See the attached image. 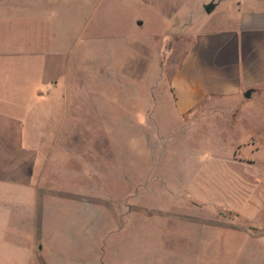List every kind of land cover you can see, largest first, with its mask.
<instances>
[{
  "label": "rangeland",
  "instance_id": "obj_1",
  "mask_svg": "<svg viewBox=\"0 0 264 264\" xmlns=\"http://www.w3.org/2000/svg\"><path fill=\"white\" fill-rule=\"evenodd\" d=\"M260 1H0V49L30 66L67 58L49 122L78 131L77 158L60 134L46 174L87 189L51 196V214L13 216L42 240L25 264H264L262 98H205L181 114L172 86L197 34Z\"/></svg>",
  "mask_w": 264,
  "mask_h": 264
},
{
  "label": "crops",
  "instance_id": "obj_2",
  "mask_svg": "<svg viewBox=\"0 0 264 264\" xmlns=\"http://www.w3.org/2000/svg\"><path fill=\"white\" fill-rule=\"evenodd\" d=\"M33 2L25 0V6ZM260 4L261 8L242 10L237 2L238 14L229 29L206 30L187 46L172 77L179 113L191 111L205 98H231L242 107L246 100L262 98L264 109V0ZM66 60L61 53L49 54L30 66L25 52L0 49V264H25L26 257L38 256L42 249V240L31 233L38 225L25 219L15 223L14 215L51 214V196H76L79 188L80 195L87 191L76 175L46 174L60 134L74 136L64 149L77 158L78 131L63 133L61 126L49 122L62 112L56 89ZM17 65H22L21 73ZM249 88L254 91L246 98ZM261 118L264 127V110ZM261 143L263 149L264 138ZM30 199L34 204L27 202Z\"/></svg>",
  "mask_w": 264,
  "mask_h": 264
},
{
  "label": "water",
  "instance_id": "obj_3",
  "mask_svg": "<svg viewBox=\"0 0 264 264\" xmlns=\"http://www.w3.org/2000/svg\"><path fill=\"white\" fill-rule=\"evenodd\" d=\"M205 8H206V10H207V12H211L213 9H214V6H212L211 4H207L206 6H205ZM139 23L141 24L142 22L141 21H139ZM254 91V88H249L246 92H245V97L246 98H250L251 97V95H252V92Z\"/></svg>",
  "mask_w": 264,
  "mask_h": 264
},
{
  "label": "trees",
  "instance_id": "obj_4",
  "mask_svg": "<svg viewBox=\"0 0 264 264\" xmlns=\"http://www.w3.org/2000/svg\"><path fill=\"white\" fill-rule=\"evenodd\" d=\"M212 6H214V4H211Z\"/></svg>",
  "mask_w": 264,
  "mask_h": 264
}]
</instances>
